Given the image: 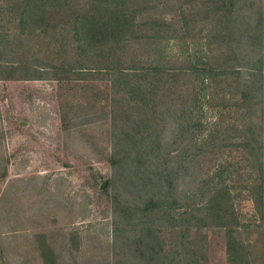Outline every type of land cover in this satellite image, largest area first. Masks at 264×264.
Wrapping results in <instances>:
<instances>
[{"label":"rangeland","instance_id":"1","mask_svg":"<svg viewBox=\"0 0 264 264\" xmlns=\"http://www.w3.org/2000/svg\"><path fill=\"white\" fill-rule=\"evenodd\" d=\"M238 4L245 9L250 5L251 13L246 14L250 25L258 15L264 16V9L256 12L264 0H240ZM177 5L175 0H161L146 11V16L172 20L182 9L177 10ZM31 29L16 26L11 10L0 8V264H146L143 253H149V245L161 240L162 251L170 250L180 233H187L190 239L204 235L201 264H230L222 228L198 229L192 226L197 220L191 222L178 215L208 198L212 192L207 184L238 178L232 175L237 154L222 146L228 139L218 142L220 147L211 142L216 129L234 118L232 110L211 105L214 100L207 99V91L202 88L196 96L200 100H187L184 105L193 117L187 126L180 124L175 115H167V109L173 108L171 104L180 109L178 102L160 97L156 102L163 113L159 129L155 128L149 139L141 138L124 155L116 148L118 140L145 133L134 128L114 136L111 109L124 104L120 93L112 92L106 75L98 78L63 70L59 64L63 60L61 54L46 55V36L37 33L36 37ZM185 40L167 44L165 66L184 65L179 56L188 50ZM244 48L248 46L237 44L239 56ZM134 50L140 53L144 48L135 45ZM145 52V57H152L151 52ZM242 63L240 70L247 83H256L260 78V93L264 96V77L255 76L257 71L264 72V64L253 71L248 69V60ZM52 65L59 67L57 72L48 68ZM168 92H163V96ZM215 122L219 123L216 128ZM161 131L168 140L166 148L175 156L173 162L180 160L177 156L181 153L188 156L193 152L195 148L186 151L191 137L201 152L185 170L187 174L179 170L174 206L170 200H159L165 208L158 215L166 222L159 230L161 234L155 238L146 231L132 235L134 229L127 233L124 220H130L128 208L137 189L124 160L141 161L137 150L155 136L160 137ZM237 133L241 132L229 131V135ZM122 141L128 144L129 140ZM112 154L126 157H115L116 164L112 165ZM218 161L222 165L225 162L228 174L219 176L213 171ZM223 177L224 180H217ZM230 191L236 238L250 245L252 224L256 221L253 204L246 190ZM135 228L140 232L139 226ZM45 245L47 249L43 248Z\"/></svg>","mask_w":264,"mask_h":264},{"label":"trees","instance_id":"2","mask_svg":"<svg viewBox=\"0 0 264 264\" xmlns=\"http://www.w3.org/2000/svg\"><path fill=\"white\" fill-rule=\"evenodd\" d=\"M160 1L0 0V8L11 10L16 26L32 27L30 31L36 37L37 33L44 34L48 40L44 46L46 55L61 54L63 60L59 64L63 70L108 77L112 92H119L124 101L121 107L111 109L114 136L134 128L138 133H145L132 139L125 135L118 140L116 148L124 155L141 138L149 136V139L151 132L159 129L163 113L156 102L160 97L178 102L180 109L171 104L175 109H167V115H175L180 124L187 126V121L191 122L193 117L184 105L187 100H200L201 97L196 96L202 88L207 91V99L214 100L211 105H217L220 110H232L234 118L216 129V137L214 135L211 142L220 147L218 142L222 144L228 139L222 146H228L237 154L232 175L238 178L233 177L227 183L207 184L212 192L208 198L199 206L185 209L178 218L197 220L192 226L198 229L202 226L222 228L230 264H264V96L260 93L263 85L258 77L256 83L253 80L247 83L240 70L244 60L250 62L248 69L253 71L264 64V16L258 15L250 25L246 16L248 11L251 13L250 5L245 9L238 4L240 0H175L177 10L182 9L174 19L147 17L146 11L155 8ZM262 9L264 5H258L257 14ZM181 39L188 42L186 54L178 55L184 65L165 66L167 44ZM241 43L248 48L242 49L239 56L236 47ZM135 45L143 47L144 54L151 52L152 57L134 52ZM48 68L57 72L59 67ZM261 74L264 77L261 70L255 76ZM180 79L184 83H178ZM165 91L169 92L163 96ZM218 125L215 122L213 126ZM230 130L241 133L229 135ZM161 137L163 134L155 136L137 150L141 161L124 160L125 169L130 166L133 174L128 176L137 189L128 208L130 220H124L129 228L127 233L134 229L132 235L146 231L155 238L161 234L159 230L166 222L158 215L165 208L159 200H170L174 206L178 172L182 170L187 174L185 170L197 161L201 152L200 147H194L196 140L191 137L186 151L195 149L188 156L178 155L180 160L175 163V156L166 148L168 140ZM124 139L129 140L128 144L122 141ZM115 157L123 160L126 156L112 154L109 158L112 165L116 164ZM223 163L218 161L213 169L219 176L223 172L228 174V167ZM230 188L246 190L253 204L256 221L252 224L250 245L236 238ZM186 234L180 233L170 250L162 251L161 240L152 243V247L149 245V253H143L147 257L146 264H201L204 235L190 239ZM43 248L47 249L46 245Z\"/></svg>","mask_w":264,"mask_h":264}]
</instances>
